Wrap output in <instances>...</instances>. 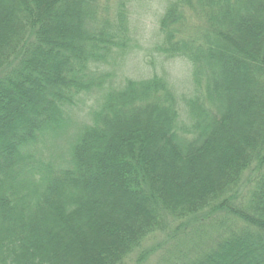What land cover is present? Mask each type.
I'll return each mask as SVG.
<instances>
[{
	"label": "trees",
	"instance_id": "trees-1",
	"mask_svg": "<svg viewBox=\"0 0 264 264\" xmlns=\"http://www.w3.org/2000/svg\"><path fill=\"white\" fill-rule=\"evenodd\" d=\"M115 2L0 0V264H264V0H166L188 99L114 83Z\"/></svg>",
	"mask_w": 264,
	"mask_h": 264
},
{
	"label": "rangeland",
	"instance_id": "rangeland-1",
	"mask_svg": "<svg viewBox=\"0 0 264 264\" xmlns=\"http://www.w3.org/2000/svg\"><path fill=\"white\" fill-rule=\"evenodd\" d=\"M114 4L110 9L111 15L115 17L122 12L126 19V27L130 28L131 38L130 46L123 57L115 62L106 63L103 67L111 72L114 83L118 85L124 82L126 77L140 79L145 75L157 74L164 76L169 82L173 81V88L181 94L180 97L190 98L194 84L189 65L182 59H168L158 50L161 43L159 22L166 0H120V2L116 0ZM83 97L84 102L76 110L78 122L90 121L89 114L95 108L96 101L100 99L97 95ZM165 239L163 234L157 233L145 242L144 248L152 249ZM159 254L160 252H157L148 256L141 264H158ZM139 256L131 255L124 264H140Z\"/></svg>",
	"mask_w": 264,
	"mask_h": 264
}]
</instances>
